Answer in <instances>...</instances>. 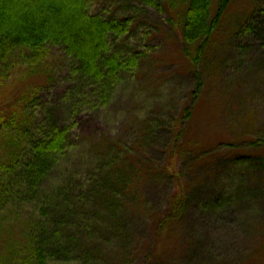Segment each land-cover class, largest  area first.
<instances>
[{
	"label": "rangeland",
	"instance_id": "374dc122",
	"mask_svg": "<svg viewBox=\"0 0 264 264\" xmlns=\"http://www.w3.org/2000/svg\"><path fill=\"white\" fill-rule=\"evenodd\" d=\"M166 3L154 8L142 0H93L91 6L92 13L107 17L131 16L132 31L121 41L144 53L134 76L123 77L116 101L80 122L73 134L79 144L77 161L94 135L113 137L120 147H132L143 138L147 142L137 147L143 152L137 159L144 164L137 166L144 172L138 185L151 210L128 217L135 241L122 253H109L103 264H264V193L254 186L263 175L247 179L244 170L262 155V150L248 147L244 137L250 134L249 124L264 122V30L242 37L235 33L250 19L262 22L264 0H235L230 5L199 66L185 52L179 16L183 8L175 10ZM31 53L16 51L0 69V163L15 152L17 129L24 144L36 134L34 128L26 131L27 123H67L70 92L80 85L79 65L61 47L51 45L37 64ZM188 109L191 116L184 119ZM239 174L252 192L249 204L228 213L206 205L221 193L229 194ZM183 184L190 204L185 219L178 233L158 239L157 218ZM205 206L210 207L206 213ZM26 217L20 213L11 221L23 224ZM232 218L238 222L235 227ZM4 248L0 242V256Z\"/></svg>",
	"mask_w": 264,
	"mask_h": 264
},
{
	"label": "trees",
	"instance_id": "16d2710c",
	"mask_svg": "<svg viewBox=\"0 0 264 264\" xmlns=\"http://www.w3.org/2000/svg\"><path fill=\"white\" fill-rule=\"evenodd\" d=\"M142 1L148 7L160 8L164 0ZM165 1L172 9L183 8L179 16L185 52L199 66L235 0ZM92 3L93 0H0V69L20 49L30 50L32 63L37 64L53 45L78 63L76 74L80 78V85L69 95L68 122L58 126L49 120L42 127L27 123L26 131L34 128L36 134L26 144L20 142L17 129L16 150L8 162L0 163V242L5 247L0 264H103L109 253L135 241L136 233L129 229L128 217L151 210L138 185L144 172H138L137 166L144 164L137 159L143 154L137 147L146 146V138L132 142V147H120L112 142L113 137L94 135L89 139L88 151L79 156L81 161L75 160L79 144L73 134L80 122L85 123L116 101L123 77H133L144 56L121 41L132 31V17L92 13ZM263 30L264 18L262 22L250 19L235 33L242 37L258 35ZM241 41L244 49L247 38ZM200 91L198 86L196 97ZM190 116L191 111L185 110L183 118ZM247 128L250 134L244 138L248 139V147L262 150V155L255 156L249 166L246 164V178L263 175V180L254 186L264 193V122L257 119ZM203 151H207L206 146L201 149L202 154L206 153ZM244 180L239 174L229 194L221 193L206 205L228 213L249 204L246 200L252 192ZM180 187L178 194L169 198L168 209L157 218L158 239L178 233L177 226L181 227L185 219L189 195L184 184ZM209 208L205 206L204 212ZM20 213L27 214L26 221L12 222L11 218ZM230 222L232 227L238 225L236 218ZM20 229L23 232L17 234Z\"/></svg>",
	"mask_w": 264,
	"mask_h": 264
}]
</instances>
